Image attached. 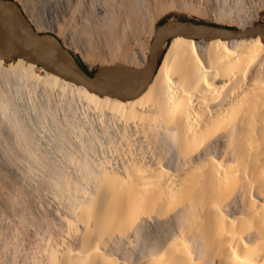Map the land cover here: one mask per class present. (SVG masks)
<instances>
[{"label": "bare ground", "instance_id": "1", "mask_svg": "<svg viewBox=\"0 0 264 264\" xmlns=\"http://www.w3.org/2000/svg\"><path fill=\"white\" fill-rule=\"evenodd\" d=\"M170 1L23 0L21 7L37 32L68 24L67 43L84 58L99 57L93 78L110 86L145 64L155 32L145 22L148 8L161 11ZM232 7L241 15L264 0H234ZM238 23L241 30L254 26ZM8 55L0 42V264H264L258 34L176 35L161 47L148 86L126 100L22 57L6 63ZM38 85L40 105L15 99ZM53 91L68 109L80 100L96 116L111 157L88 156L82 139L64 151L55 139L60 163L44 155L34 126L47 118L62 132L49 102Z\"/></svg>", "mask_w": 264, "mask_h": 264}, {"label": "water", "instance_id": "2", "mask_svg": "<svg viewBox=\"0 0 264 264\" xmlns=\"http://www.w3.org/2000/svg\"><path fill=\"white\" fill-rule=\"evenodd\" d=\"M257 34L264 40L263 22L243 30L193 19L159 24L155 27L145 64L129 74L127 79L106 86L96 81L92 74L73 58L59 39L47 33L37 32L15 0H0V42L10 55L35 62L63 78L83 84L98 95H109L121 100L131 99L143 92L157 70L161 47L176 35L209 39Z\"/></svg>", "mask_w": 264, "mask_h": 264}, {"label": "rangeland", "instance_id": "3", "mask_svg": "<svg viewBox=\"0 0 264 264\" xmlns=\"http://www.w3.org/2000/svg\"><path fill=\"white\" fill-rule=\"evenodd\" d=\"M15 1L20 5V7L24 3L23 0H15ZM39 1H41V0H39ZM165 1L171 2L170 0H165ZM244 1L246 2V0H244ZM172 2L173 3L170 7H167L161 11L158 10L157 8H153L152 6H150L151 8L150 7L148 8V9H150L149 15L147 14L148 16H147V18H145V20H146L145 22H146L148 28H150L149 26L151 25V27H153L155 30V27L159 24H163L165 22H170V21H175V20H182V19H193V20H197V21L215 23V24H220V25L229 26V27H237V28L239 26V23H238L239 20H241L242 22H245V23L248 22L252 25H255L259 22L264 23V7H262V8L260 7L259 9L257 8L258 11H252L254 9L249 7L246 9V11H241V13H243V14L240 13L241 15H239V14H236L235 8L232 7L234 0H217V1L216 0H190V2H189V0H183V1L182 0H172ZM186 2H188V3H186ZM181 4H183L184 7ZM218 6H220V7L222 6L224 9V13H225L224 15H222L221 19H220V16L218 17V15H217V9H218L217 7ZM226 8L227 9L233 8V10H234L233 13H232V9L227 10ZM21 9H22V7H21ZM192 9H194V10H192ZM225 15L228 17V19L225 18V20H224L223 16H225ZM237 17L239 19H237ZM67 27L70 28V26H68V24H61V29H60L61 31H59V32H62V33H59L57 31H53L51 29H47L45 31H42V33L50 34V35L56 37L57 39H59L61 41V43L64 45V47L73 56V58L84 69H86L90 74H92V76H94L97 73L100 66L102 65V60L101 59L99 60V59H97L99 57H94V56L89 57V58L88 57L84 58V57L80 56L78 54V52L73 49L74 47L72 45L70 46V44L67 43V41L69 39V34L71 32V31H69L70 29ZM66 30L69 31L68 34H67ZM146 35H147V33H146ZM66 37H67V39H66ZM76 38L77 37L75 35V41L79 37L77 39ZM71 41H74V38L71 39ZM65 44H67V45H65ZM143 44L145 47V42H143L142 45ZM142 45H141V47H142L141 50H143V48H144ZM163 51H164V49L162 48L161 52H163ZM16 58H18V57L8 55L7 57L6 56L4 57V61L6 63H13L12 61H14ZM138 60H140V59H138ZM136 65L137 64H134L130 68L131 69L137 68L138 65H137V67H135ZM134 71L135 70H133L131 73H133ZM38 86H33L31 88L29 87L26 90L23 88V92H20L21 93L20 96H18L15 99L20 100L19 103L23 102L22 104H24V102H25V104L28 106H34L37 104L40 105V103L42 102V98H41L42 88L40 86L39 87ZM56 92L57 91L52 92V95H50L51 98L49 97V102H50L51 107H53L54 118L60 124L59 127L61 126L59 128L60 131L62 130L61 134H58V131H56L57 129L55 130V128H53L51 126L49 127L50 119H47V118L44 121L45 123H42L38 126H34L35 131H33V133L35 132L34 135L36 137L38 136L37 142L40 146L39 147L40 150L45 153V154L44 153L43 154L47 157L49 156L48 158H51V160H53L55 163H60L64 160L63 159L64 156L62 157V153H60V152L57 153V150L54 149V145H55L56 141H57V143L59 142L58 144L60 146L62 145L61 149L63 148V151H64L65 148H66V150L78 149L79 142L82 139V140L87 141L88 143L86 142V144H89L88 146H90V147H88L90 150L86 146V148L88 149L87 153L88 154L91 153L88 156L92 155L95 157H102V156H106L108 158L111 157L110 149H107L105 146L106 145V137L103 134V132H104L102 129L103 127H102L101 123L98 121V119L96 118V116L94 114H91L92 112L87 111L86 108L83 107V104L80 100L79 101L75 100L72 103V105H70L71 108L69 107V109H68L66 107L67 103H66V99L64 98V96H62L58 92L57 93ZM106 124H107V125H105L106 129L108 128V130L109 131L111 130L112 132L115 131L114 127L112 126L113 123L111 121H107ZM86 132H87V134H86ZM112 132H110V133H112ZM103 136L105 139L101 138ZM92 137H94V138H92ZM89 138L90 139L92 138V139L90 140ZM55 139H57V140L55 141ZM102 141L103 142L105 141V143H103ZM61 158H62V160H61ZM19 261H21V259L17 260L16 264H23L22 261L21 262H19Z\"/></svg>", "mask_w": 264, "mask_h": 264}]
</instances>
